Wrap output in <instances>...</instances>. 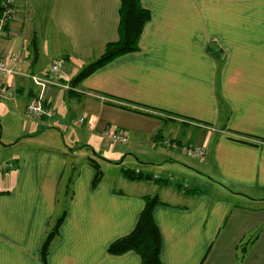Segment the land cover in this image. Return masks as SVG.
I'll use <instances>...</instances> for the list:
<instances>
[{"label": "crops", "instance_id": "crops-1", "mask_svg": "<svg viewBox=\"0 0 264 264\" xmlns=\"http://www.w3.org/2000/svg\"><path fill=\"white\" fill-rule=\"evenodd\" d=\"M141 2L151 19L139 49L69 90L119 39L120 0H16L0 40V57L20 58L6 78L12 96L26 112L44 87L32 76L47 77L63 60L60 80L45 90L54 114L40 126L70 101L78 114L67 118L80 130L78 138L69 130L72 145L24 146L0 165V264H141L136 252L115 255L108 247L134 230L147 197L159 199L153 213L162 264H264V0ZM108 129L128 137L123 148L103 140L117 147L108 154L133 156L148 179L127 178L130 168L113 159L118 175L102 171L95 183L91 157L66 176L75 150L95 148ZM183 142L204 146L202 169L182 161ZM176 168L195 178L192 185L182 184ZM210 172L222 189L238 191L219 199L202 190L217 182ZM63 213L44 260L42 242Z\"/></svg>", "mask_w": 264, "mask_h": 264}, {"label": "rangeland", "instance_id": "rangeland-1", "mask_svg": "<svg viewBox=\"0 0 264 264\" xmlns=\"http://www.w3.org/2000/svg\"><path fill=\"white\" fill-rule=\"evenodd\" d=\"M13 67L15 69L14 70L15 73H17L16 72L17 70L14 65ZM46 96L48 97V95L47 94L45 95L46 100H48ZM0 100H1L0 101V165H2V163L4 164L6 162H9V160L14 159V156L11 154H14V152H17L24 146H28V145L29 147L30 146L40 147L41 145L49 146V145H54L58 141L64 142V139H66V144L72 145L71 139L69 138V136H67V134L69 133V130H73V135L75 137L78 138L79 136L80 129L78 128L80 127H78L77 123H74L70 119H68L78 114L77 109H75L70 104V101L68 102L66 101L63 105L61 104L57 105L56 115H54V117H51L54 119H50L49 122H46L47 125L49 123H52V124L49 126L43 127L44 128L43 130V128L40 126V123H43L42 121L44 120L42 119L40 120V118H35L33 116L28 115L25 112V107L23 104L24 101H19V99L15 98L14 96H10V97L0 96ZM46 107H47L46 109L54 111L52 110V108H49L48 106ZM104 138L105 137L101 138L100 144L95 146V148L91 149V148H88L87 145L86 146L83 145L81 149L77 148L75 150L76 152V156L74 158L75 160L73 159L68 160L69 170H68V174L66 175L67 177L69 176V172L71 170L70 166L75 164L77 169L78 168L80 169L81 163L87 160V157H91L95 159L98 165L99 164L101 165V170L105 172V175L108 179H111L115 175H118L120 171L119 167H116L115 165H110L108 163V161L110 160L115 159L118 162H121V160H123L124 162L122 161V167L130 168L133 171L136 169L137 166H141V164L138 163V160L131 155H127L125 158H124L125 155L123 154H121L119 157L118 155H115V158L114 156L109 155L108 154L109 150H116L117 147L110 146L111 144H109V146L107 144L103 146L102 143H104L103 141L105 140ZM18 142L20 143L16 145V143ZM127 142L122 144L121 147L123 148L124 145L127 144ZM184 143L185 142H183V144ZM187 145L193 146L195 144H187ZM204 156L199 157V158H194V157H189V156L183 157L182 161H184L186 165H190V166L195 165L197 168L202 169L201 162L204 160L207 161V158H205ZM105 160H107V162H105ZM10 165H12V163H10ZM172 171L175 173V176L182 181V184L184 186L188 185L189 183H191L192 185V182H194V179H195L194 177H191L188 175L182 176V173H180L177 168L172 169ZM209 175L211 177H213L214 175V177H216L217 182H214V183L210 182V184L213 185L211 187L206 183L201 184L202 190H206L214 196L219 195L218 196L219 199H224L223 196H221L220 194H229L231 193L230 191L232 192L238 191L232 186H227L228 191H226L225 189H222L223 187L221 186V184L223 182L220 180V178L216 176L214 173L211 174V172L210 174H208V176ZM223 186H226V185H223ZM228 196L230 197L231 195L229 194ZM234 198L237 199L235 195L233 196L232 199Z\"/></svg>", "mask_w": 264, "mask_h": 264}, {"label": "trees", "instance_id": "trees-1", "mask_svg": "<svg viewBox=\"0 0 264 264\" xmlns=\"http://www.w3.org/2000/svg\"><path fill=\"white\" fill-rule=\"evenodd\" d=\"M120 2L119 39L116 42L108 43L104 53L98 59L84 66L70 80L69 90H73L74 87L80 85L87 77L108 62L139 49V41L146 24L151 19V13L143 7L141 0H120ZM45 115L39 118H42ZM90 163L96 168V183L102 177V170L92 159H90ZM123 174L127 178L133 180L149 178L148 175L146 176L140 172L137 173L135 170L133 171L131 169L124 170ZM72 181V177H69L66 189L68 196L72 195ZM158 202V197L146 198L144 209L140 214L134 230L128 235L113 241L108 247V253L120 255L134 251L141 257V264H162V234L154 219L153 213ZM64 216L65 213H63L54 223H51L52 225L45 235L40 248V255L44 260L51 248L52 242L59 234V229Z\"/></svg>", "mask_w": 264, "mask_h": 264}, {"label": "built area", "instance_id": "built-area-1", "mask_svg": "<svg viewBox=\"0 0 264 264\" xmlns=\"http://www.w3.org/2000/svg\"><path fill=\"white\" fill-rule=\"evenodd\" d=\"M17 13L16 9V0H0V40L6 34V28L10 21L15 18ZM20 61V58L15 56L11 58L0 57V96L10 97L14 94L12 88L7 84L6 77L15 73L13 65L17 61ZM64 61H56L49 69V75L47 77L41 76H32L34 81L37 84H40L42 87L40 93L37 97L32 98L27 106V114L36 118H39L45 114L52 115L54 111L46 109V86L49 84L57 83L61 78V73L63 72ZM66 88H70L69 85H66ZM79 123L84 122V118L80 117L78 120ZM105 140L110 143H125L128 140L126 134L122 133L119 130H106L104 132ZM167 144H170V141H166ZM173 145H177L174 143ZM184 152L189 157L199 158L205 155V148L203 145H193L188 146L185 144L183 146ZM139 173V170L136 171Z\"/></svg>", "mask_w": 264, "mask_h": 264}]
</instances>
